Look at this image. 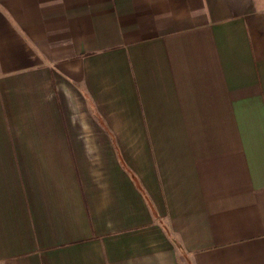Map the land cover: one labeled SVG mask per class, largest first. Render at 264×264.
<instances>
[{"label": "crops", "instance_id": "crops-1", "mask_svg": "<svg viewBox=\"0 0 264 264\" xmlns=\"http://www.w3.org/2000/svg\"><path fill=\"white\" fill-rule=\"evenodd\" d=\"M0 264H264V0H0Z\"/></svg>", "mask_w": 264, "mask_h": 264}]
</instances>
